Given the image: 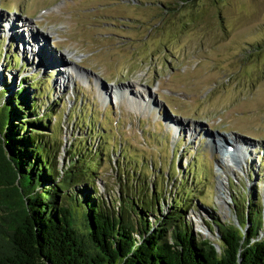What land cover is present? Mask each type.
Masks as SVG:
<instances>
[{
	"label": "rangeland",
	"instance_id": "obj_1",
	"mask_svg": "<svg viewBox=\"0 0 264 264\" xmlns=\"http://www.w3.org/2000/svg\"><path fill=\"white\" fill-rule=\"evenodd\" d=\"M0 50L10 89L0 102L22 78L46 82L37 100L53 110L57 163L79 140L99 152L98 189L111 203L140 177L144 198L159 192L170 210L184 179L195 237L217 241L250 209L264 233V0H0ZM227 140L241 165H219Z\"/></svg>",
	"mask_w": 264,
	"mask_h": 264
},
{
	"label": "trees",
	"instance_id": "obj_2",
	"mask_svg": "<svg viewBox=\"0 0 264 264\" xmlns=\"http://www.w3.org/2000/svg\"><path fill=\"white\" fill-rule=\"evenodd\" d=\"M3 51L7 66L20 63L14 52ZM30 78L20 79L0 102V264H264L262 218L255 209L241 215L239 226L218 227L217 241H210L195 237L184 220L191 200L182 194L188 189L184 179L165 211L156 204L159 192L153 191L156 200L144 198L140 177L135 187H120L111 203L98 189L99 152L80 140L70 162L60 166L59 145L48 140L53 110L41 111L37 100L46 82ZM4 81L1 100L10 91ZM231 200L235 208L236 197Z\"/></svg>",
	"mask_w": 264,
	"mask_h": 264
},
{
	"label": "bare ground",
	"instance_id": "obj_3",
	"mask_svg": "<svg viewBox=\"0 0 264 264\" xmlns=\"http://www.w3.org/2000/svg\"><path fill=\"white\" fill-rule=\"evenodd\" d=\"M14 25H15V21L14 22H12ZM8 28L7 29H9V26H7ZM16 27V26H15ZM13 31V30H12ZM65 68L66 67H64V70H65ZM62 75L64 76L63 78L66 80V81H69L70 80V76H71V74H68V73H62ZM127 90V89H126ZM105 92H108V88H106L105 89ZM129 93V91L127 92V95H129L128 94ZM114 94L116 95H114L115 97H117V90L114 92ZM105 95H106V93H105ZM139 95V94H138ZM107 98V97H106ZM219 136H221V135H219ZM220 138H223L222 136L221 137H219V140H221ZM212 139V138H211ZM218 140V138L217 137H213V140ZM226 139V138H225ZM224 141V140H223ZM232 142V141H231ZM213 143H214V141H213ZM227 145H229L230 144V141H228L227 140ZM222 144H224L225 145V143H223L222 142ZM207 146L209 147V148H213L214 146H213V144H212V140H208V142H207ZM235 146H236V143H233V145H229L228 147H227V149H228V151L226 150V147L225 146H222V151H221V157L222 158H220V160H221V164H219L221 167H224V165H223V162H222V160H224V158L225 159H227V162H228V165L229 166H234L235 167V164L236 165H241V162H239V161H241L242 160V162H244L245 161V159H244V157H245V155H244V153H239V154H242L244 157H241V155H239V154H237L239 157L238 158H235V160H236V162H234L233 161V153H235L236 152V150H235ZM242 147V146H241ZM214 149V148H213ZM212 149V150H213ZM230 151V152H229ZM238 151H240V150H238ZM242 152V151H241ZM242 159H241V158ZM244 160V161H243ZM237 167V166H236Z\"/></svg>",
	"mask_w": 264,
	"mask_h": 264
}]
</instances>
